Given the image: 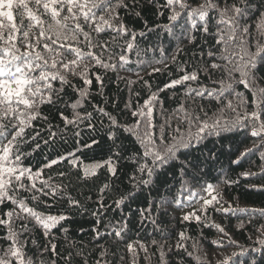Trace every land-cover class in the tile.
<instances>
[{"label": "snow or ice", "instance_id": "1", "mask_svg": "<svg viewBox=\"0 0 264 264\" xmlns=\"http://www.w3.org/2000/svg\"><path fill=\"white\" fill-rule=\"evenodd\" d=\"M149 6L157 9L155 15L164 16L165 11H170L168 17L171 21H178L182 15L186 18L198 17L205 21L202 26L203 32L209 31L207 19H210L209 12H215L218 16L217 32L220 34L217 44H221L222 52L218 57L224 61L223 64L212 63L211 68L220 70L225 74L218 82V88H202L191 90L196 97L203 98L205 94L220 105L217 111L209 115L203 106L195 112H184V122L187 129L184 133L179 127L173 129V135L169 137L166 132V124L157 125L153 122V109L159 103L158 96L152 92L148 99L135 110L131 104L126 103L131 117L135 120L132 124H121L117 117L106 110L105 107H94L93 111H98L107 119L108 125L104 134L98 140L95 136H89L88 140L79 141L78 144L88 150L99 149L104 153L102 162H97L91 168L85 167L83 173L79 171L80 162L77 153H80L78 146L76 152H69L67 156L60 154L46 162L42 168L33 171L24 165V159L28 153L26 147L29 144V137L25 130L32 126L33 121L41 119L49 121V115L42 112V107L46 106L55 109V114L65 126L79 128L85 120L88 127L93 131H98L93 119V112H86L82 116L78 108L83 107L84 103L91 101L88 87L75 88L69 77L79 76L84 85H91L92 79L89 78L88 66L85 60L93 61L105 70L115 71L117 63L109 61L118 60L121 66L129 63L128 53L136 48L137 34L129 29L121 20L120 9L134 10L141 7L140 0H0V226L6 229V247H0V264H56L57 259L64 261V264H74L77 256L83 259L87 253L77 251L75 256L71 251L61 255L56 250V245L48 241L36 248L33 255H28L25 250L28 239L22 240L21 237L31 235L32 228H42L45 237L51 234V229L55 228L61 221L67 219L61 215H46L37 209L44 204L51 207L42 197H52L54 201L67 199L70 208H87L80 200L67 193V188L72 184L66 185L50 183L48 179H41L45 169H51L54 165L66 162L70 165L67 171L57 173L61 177L75 175L77 180L85 181L90 176L96 175V169L104 168L113 179L103 183L99 188L100 209L105 208L103 197L105 192H112L115 188L114 180L118 178L117 162L125 158L127 149L123 145V140L130 137L135 138V143L139 147L135 149L132 159L134 160L135 175L130 176L133 182V190L120 193L113 203L117 208L125 204L126 201L134 200L145 187L159 196L160 188L163 186L161 177L165 176L167 170L178 169L184 175H191L188 171L189 161L187 156L188 149L194 143L206 139L208 136H215L226 139L228 134L236 135L241 128L250 131L252 137L261 140V144L255 146L257 150L264 147V44L257 42L253 48L249 37L252 28L255 27L257 33L264 37V0H205L198 8H191L187 0H147ZM223 4V7L220 5ZM179 9V11L177 10ZM133 14L138 18L141 16L139 11ZM250 20H257L254 26ZM219 25H224L223 28ZM164 27H168L165 25ZM192 27H196V20L192 19ZM110 29L116 35L111 36V40L101 39L99 34H109ZM152 31V29H148ZM121 34L128 35L130 39L125 40L124 45H118L117 38ZM146 32H140L139 36H145ZM227 35V41L225 40ZM189 39L195 41L196 37L189 34ZM229 42L234 45L233 51L229 52ZM114 46L120 48V52H114ZM95 49V51H94ZM163 51V49H161ZM140 55V52H136ZM209 57L213 56L210 51ZM71 57V58H70ZM175 55L172 57L175 62ZM157 64H165L161 59ZM84 65L83 71H77ZM153 72H159V67H153ZM238 74V78H237ZM139 75V73H137ZM95 80L103 87L101 75L96 74ZM197 70L185 72L178 79H174L168 88L181 85L187 81L197 80ZM59 87H55V84ZM131 85L134 81L128 80ZM147 84V81H144ZM242 84L251 94L252 100L236 91V86ZM66 89H72V95L78 98L68 103L65 97L69 95ZM139 95V93H137ZM234 99H228V97ZM65 107H61V105ZM71 108L70 116L65 115L67 108ZM113 107L116 105L113 103ZM183 110V106H181ZM225 110L231 115L230 119L225 118ZM99 123L104 126V120ZM195 129V131H193ZM128 133L125 137L123 134ZM49 137L54 140L57 132L49 129ZM78 131L74 136L79 137ZM37 136H31V141L35 142ZM91 141V142H89ZM50 141L45 140L48 144ZM34 148L39 149L40 144L34 143ZM253 149L240 151L239 155L232 162L240 164L243 159ZM235 155V153H233ZM183 157V159H181ZM193 169H198L199 165L193 163ZM71 168H77L76 173L71 172ZM241 175L256 176L264 180V171L260 173L245 172ZM193 180L198 177L192 175ZM39 182V186H38ZM236 183V181H226V183ZM260 191H264V185L256 186ZM207 190L211 191L212 186L208 185ZM23 193V194H22ZM27 194V195H24ZM27 201V202H26ZM29 202L32 206H30ZM220 204L216 196L211 199H204L201 212L206 213L205 206ZM10 204L13 207L4 211L3 205ZM155 206L146 207L143 212L151 213ZM221 211H230V208H221ZM243 211H249L243 209ZM98 210H93V215H98ZM250 215L258 216L264 220V208L252 209ZM147 218V217H145ZM184 220L195 219L200 221L201 217L195 212L183 217ZM252 221L249 220L248 223ZM155 223V221H153ZM127 223L122 222L118 229L114 230L115 237H121V233L127 228ZM241 222L239 227H243ZM218 231L224 233V238L228 237L224 228L216 226ZM261 235L264 237V223L259 225ZM67 232V228H63ZM97 236L99 232L97 231ZM184 233H180V241L176 247L183 249L185 254L191 257L193 252H189L183 241ZM31 244L36 246L37 240L31 239ZM156 241H153L155 244ZM229 240V244H234ZM264 245V238L259 240ZM221 246H225L221 242ZM128 250L134 251L133 245L128 244ZM141 248L147 252L144 245ZM195 248V245H193ZM51 251L55 259L50 262L41 259L46 253ZM101 252V256L105 255ZM225 256L219 264H231L232 256ZM164 254L161 253V260ZM87 264V261H84ZM93 264H99L94 261Z\"/></svg>", "mask_w": 264, "mask_h": 264}, {"label": "trees", "instance_id": "2", "mask_svg": "<svg viewBox=\"0 0 264 264\" xmlns=\"http://www.w3.org/2000/svg\"><path fill=\"white\" fill-rule=\"evenodd\" d=\"M216 2L217 0H213V3ZM140 3L141 7L131 11L118 10L123 23L137 34L136 48L128 53L129 63L121 66L118 60L109 61L117 63L116 70L112 71L94 65L93 61L85 60L92 84L84 85L79 76L69 77L75 88H89L88 99L91 103L86 101L77 111L82 116L86 115V112H93L91 122L98 131L89 128L87 120L82 122L79 128L65 126L56 116L55 109L43 106L42 112L49 115V121L37 119L25 130L29 144L25 146L28 155L24 159V165L36 171L49 160L58 158L60 154L67 156L69 152H76L78 146L80 153H77V156L81 173L85 167L102 162L103 152L99 149L90 151L78 144L79 141L88 140L89 136H95L99 140L104 134L108 121L102 113L93 111L97 106L105 107L121 124L130 125L135 118L131 117L128 109H125V104L130 103L132 110H135L152 92H155L159 103L153 109V122L157 125L166 124L169 137L174 134L173 129L176 127H179L182 133L186 131L187 125L183 119L185 111L192 113L203 106L211 115L220 108V105L207 94L200 98L191 91L218 88V82L225 77L222 71L211 68L212 63H224L218 58L223 46L217 44L220 34L217 32L216 13L209 12L210 19L206 18L209 31L205 33L202 30L205 21L198 17L186 18L182 15L174 22L168 19L171 15L170 11H165L164 16L155 15L157 9L149 6L147 0H140ZM187 3L195 9L204 4L205 0H187ZM220 7H223V4ZM134 11H139L141 16L139 18L135 16ZM192 19L196 20V27H192ZM249 23L254 26L258 21L250 20ZM165 25L168 27H164ZM219 27L223 28L224 25ZM140 32H146V35L139 36ZM107 33L110 35L99 34L101 39L111 40V36L116 35L110 29ZM189 34L196 37L195 41L189 39ZM128 39H130L128 35L121 34L116 43L122 46ZM249 39L253 48L257 42L264 44V37L257 33L255 27L252 28ZM225 40L227 41V35ZM233 47L232 42H229V52L233 51ZM113 50L117 55L120 52V48L116 46ZM137 51L140 55L136 54ZM210 51L213 53L212 57L208 56ZM174 55L175 62L172 60ZM161 59L166 61V65L155 63ZM153 67H159L161 71L153 72ZM83 70L84 65L77 69L78 72ZM193 70H197L196 81H187L172 88L166 87L172 80ZM96 74L102 77V88L94 78ZM259 75H264V72ZM128 80L135 83L129 85L126 83ZM144 81H147V84ZM54 86L59 87V84ZM236 91L246 96L249 101L252 100L251 94L242 84L236 86ZM66 92L69 93L65 97L68 103L78 98V94L72 95V89H66ZM228 99L234 98L230 96ZM113 103L116 105L115 108ZM61 107L65 105L62 104ZM71 112L72 109L69 107L65 115L70 116ZM225 118H231L227 110H225ZM100 119L104 120V126L99 123ZM49 129L57 132L54 140L49 137ZM76 131L80 133L79 137L74 136ZM37 133L39 136L35 142L40 144L39 149L34 148L35 142L30 139ZM123 135L129 136L128 133ZM45 140L50 142L45 144ZM260 144L261 140L252 137L250 131L244 128L239 129L236 135L228 134L223 140L208 136L199 143H194L192 148L187 150L189 153L187 159L190 162L188 171L191 175H184L178 169H169L166 175L161 177V181L166 182L160 188L159 196L145 187L134 200L126 201L119 208L113 203L119 196L116 190L118 189L120 193L133 190V182L129 177L136 174L132 157L135 149L139 147L134 137L123 140L127 152L125 158L117 162L118 178L114 180L113 191H106L104 194L102 202L106 207L103 209H100L101 200L98 190L103 183L113 179L106 171V166L96 169V175L90 176L85 181L77 180L75 175L58 176V172L69 169L70 165L66 162L45 169L41 179H48L50 175L52 184L66 185L71 182L72 186L67 188V193L80 200L87 211L70 208L66 198L57 202L50 196L42 197L51 207L41 204L38 211L46 215L63 214L67 219L51 229V234L47 237L43 235L42 228L38 226L32 228L30 236L26 234L21 237L22 240L29 241L25 250L31 256L37 247L51 241L61 255L69 251L74 256L77 251L87 253L83 259L77 256L74 264H84L85 260L87 264H93L94 261H99V264H219L225 256H231L233 253L236 255L232 256L231 264H264V245L259 243V240L264 238L259 230V225L264 223V220L250 215L252 209L264 208V191L252 187V185H264V180L256 176L241 175L245 172L264 171V147H260L259 150L255 147ZM236 149L240 151L253 149V151L238 165L232 162L239 155ZM193 163L199 165L198 169L191 167ZM77 171V168H71L72 173ZM192 175L197 176L198 179L193 180ZM233 180L236 183H226ZM208 185L212 186L211 191L207 190ZM212 196H216L221 203L205 206L206 213L201 212L204 199H211ZM29 204L32 206L30 202ZM152 205L155 206L154 211L143 212L146 207ZM12 207L10 204L3 205L4 211ZM221 208H230V211L224 212L220 210ZM94 209L98 210V215H93ZM193 212L201 217L199 222L195 219H183L185 215ZM249 220L252 222L248 223ZM122 222H126L128 226L121 233V237H115L114 230L118 229ZM241 222L244 224L243 227H239ZM217 225L224 228L228 234L227 238H224V233L218 231ZM63 228H67L68 231L64 232ZM180 233L185 235L183 243L187 250L193 252L191 257L186 255L183 249L176 247L177 243L181 242ZM6 234V229L0 226V247L7 246L4 240ZM31 239L37 240L36 246L31 244ZM229 240L235 243L229 244ZM153 241L156 243L153 244ZM221 242L225 246H221ZM128 244L133 245L134 251L128 250ZM141 244L147 248V252L140 247ZM105 250V255L101 256V252ZM161 253L164 254L163 260ZM41 259L50 262L55 257L49 251ZM56 264H64V261L57 259Z\"/></svg>", "mask_w": 264, "mask_h": 264}, {"label": "rangeland", "instance_id": "3", "mask_svg": "<svg viewBox=\"0 0 264 264\" xmlns=\"http://www.w3.org/2000/svg\"><path fill=\"white\" fill-rule=\"evenodd\" d=\"M96 164V163H95ZM94 165V164H93ZM93 165H90V167H88V168H91Z\"/></svg>", "mask_w": 264, "mask_h": 264}]
</instances>
